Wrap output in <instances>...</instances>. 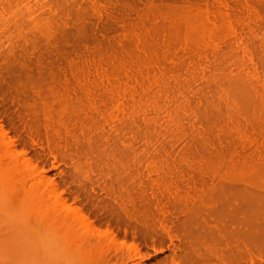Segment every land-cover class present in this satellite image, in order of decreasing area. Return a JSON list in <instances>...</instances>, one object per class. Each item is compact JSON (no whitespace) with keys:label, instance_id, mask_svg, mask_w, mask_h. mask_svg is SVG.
<instances>
[{"label":"bare ground","instance_id":"obj_1","mask_svg":"<svg viewBox=\"0 0 264 264\" xmlns=\"http://www.w3.org/2000/svg\"><path fill=\"white\" fill-rule=\"evenodd\" d=\"M0 186L27 264H264V0H0Z\"/></svg>","mask_w":264,"mask_h":264},{"label":"rangeland","instance_id":"obj_2","mask_svg":"<svg viewBox=\"0 0 264 264\" xmlns=\"http://www.w3.org/2000/svg\"><path fill=\"white\" fill-rule=\"evenodd\" d=\"M4 189H2L3 193ZM1 193L0 199L3 197ZM4 204L0 206L2 207L1 211L2 209L7 210V213L2 212L3 214L0 216V264H27V261L34 257L37 249L43 247L47 249L52 246L50 237L53 233L33 220L27 223L17 221L14 216L20 213L22 207L16 199L12 203L5 202ZM4 213L7 215L4 216ZM100 218L103 219L104 217L100 215ZM120 242L122 243L123 241L121 240ZM132 242L130 243L132 244ZM130 243L128 242L129 245Z\"/></svg>","mask_w":264,"mask_h":264}]
</instances>
